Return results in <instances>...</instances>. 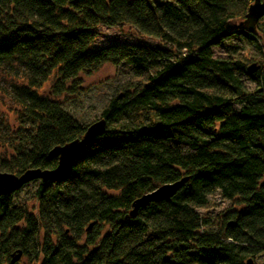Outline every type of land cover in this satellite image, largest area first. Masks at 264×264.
Listing matches in <instances>:
<instances>
[{
	"label": "trees",
	"instance_id": "trees-1",
	"mask_svg": "<svg viewBox=\"0 0 264 264\" xmlns=\"http://www.w3.org/2000/svg\"><path fill=\"white\" fill-rule=\"evenodd\" d=\"M251 2L0 0V82L15 108L13 124L0 112V172L55 169L49 151L87 126L58 98L103 64L130 69L99 111L105 132L66 172L29 182L32 207L14 198L21 189L0 197V264L17 253L38 264H254L264 255V62L248 72L233 43L262 53L254 32L233 26ZM119 25L161 46H92L97 26ZM181 179L169 201L129 215L135 199ZM216 197L230 207L214 213Z\"/></svg>",
	"mask_w": 264,
	"mask_h": 264
},
{
	"label": "rangeland",
	"instance_id": "rangeland-1",
	"mask_svg": "<svg viewBox=\"0 0 264 264\" xmlns=\"http://www.w3.org/2000/svg\"><path fill=\"white\" fill-rule=\"evenodd\" d=\"M264 18V17H263ZM262 18V19H263ZM261 19V20H262ZM240 23V22H239ZM238 22H234L233 26H238ZM96 31L98 36L93 43L94 48H100L115 43H140L148 46H161L156 39L144 37L136 32L135 29L128 25H119L115 27L97 26ZM255 37L261 47L262 53L254 47V44L245 41L233 43L244 48L241 60L246 66L254 65L258 67L264 62V22L254 29ZM214 56L224 57L225 52L220 47L213 49ZM130 76L128 66L121 64L118 67H113L109 64H103L95 71L89 73H81L71 84L75 87L73 93H66L58 98V102L74 116L84 126L99 119V111L105 104L111 94L117 89L118 85L123 83ZM4 77L0 76V80ZM8 81V80H7ZM2 90L0 91V112L7 118L9 124H13L15 119V108L11 100L4 94L5 81L0 82ZM244 84L247 90L251 91L254 85L244 79ZM41 92L50 96L49 84L45 85ZM238 107L236 106V109ZM34 184L29 183L15 195L18 203L27 204L28 208L32 207V191ZM216 208L214 213L220 212L230 207L229 201L214 198ZM19 264H38L27 261L24 258L19 259ZM254 264H264V255L259 257Z\"/></svg>",
	"mask_w": 264,
	"mask_h": 264
},
{
	"label": "water",
	"instance_id": "water-1",
	"mask_svg": "<svg viewBox=\"0 0 264 264\" xmlns=\"http://www.w3.org/2000/svg\"><path fill=\"white\" fill-rule=\"evenodd\" d=\"M262 17H264V0H252L247 7L245 19L240 22L239 26L247 32H253L256 24ZM256 69L257 67L254 65L247 67L248 72H254ZM104 132L105 121L103 119H98L85 127L80 138H76L64 145L53 147L48 153L50 158L57 159V165L53 170L28 169L19 175L0 172V197L21 189L31 181L40 180L41 182H45L54 175L66 172L82 148ZM184 180L185 179H181L174 183L163 184L151 192L141 195L133 201L129 215L133 217L139 208L145 207L149 203L169 201L181 187ZM88 228H90V226H88ZM19 257L20 253H17L15 257L11 259L10 263L13 264ZM245 264L253 263L248 259Z\"/></svg>",
	"mask_w": 264,
	"mask_h": 264
}]
</instances>
